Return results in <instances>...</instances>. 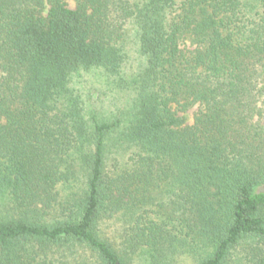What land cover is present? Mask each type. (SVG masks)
<instances>
[{
	"label": "trees",
	"instance_id": "16d2710c",
	"mask_svg": "<svg viewBox=\"0 0 264 264\" xmlns=\"http://www.w3.org/2000/svg\"><path fill=\"white\" fill-rule=\"evenodd\" d=\"M74 1L0 0V264H264V0Z\"/></svg>",
	"mask_w": 264,
	"mask_h": 264
},
{
	"label": "rangeland",
	"instance_id": "374dc122",
	"mask_svg": "<svg viewBox=\"0 0 264 264\" xmlns=\"http://www.w3.org/2000/svg\"><path fill=\"white\" fill-rule=\"evenodd\" d=\"M68 2H69V5H70L72 8L75 7V1H74V0H68ZM196 109H197V107L194 106V107H192V108L188 111V113H187V116H188L187 121H188V122H192V121L194 120V112H195Z\"/></svg>",
	"mask_w": 264,
	"mask_h": 264
}]
</instances>
